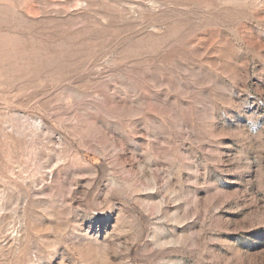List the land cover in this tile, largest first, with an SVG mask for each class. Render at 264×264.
Returning a JSON list of instances; mask_svg holds the SVG:
<instances>
[{
	"label": "rangeland",
	"instance_id": "374dc122",
	"mask_svg": "<svg viewBox=\"0 0 264 264\" xmlns=\"http://www.w3.org/2000/svg\"><path fill=\"white\" fill-rule=\"evenodd\" d=\"M0 264H264V0H0Z\"/></svg>",
	"mask_w": 264,
	"mask_h": 264
}]
</instances>
